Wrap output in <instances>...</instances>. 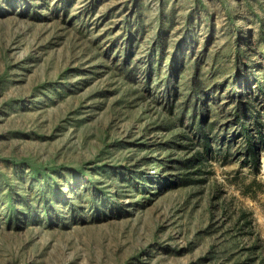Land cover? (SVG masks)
<instances>
[{
  "label": "rangeland",
  "instance_id": "rangeland-1",
  "mask_svg": "<svg viewBox=\"0 0 264 264\" xmlns=\"http://www.w3.org/2000/svg\"><path fill=\"white\" fill-rule=\"evenodd\" d=\"M263 87L264 0H0V264H264Z\"/></svg>",
  "mask_w": 264,
  "mask_h": 264
},
{
  "label": "trees",
  "instance_id": "trees-1",
  "mask_svg": "<svg viewBox=\"0 0 264 264\" xmlns=\"http://www.w3.org/2000/svg\"><path fill=\"white\" fill-rule=\"evenodd\" d=\"M261 93L264 95V87L262 88ZM238 116H239V117L241 116L240 113H238ZM238 116H237V117H238ZM200 128L203 129L202 126H200ZM244 129H245V131H248V130H249V127H244ZM250 145H254V144L252 143V141H250ZM250 153L254 154V151L251 150Z\"/></svg>",
  "mask_w": 264,
  "mask_h": 264
}]
</instances>
